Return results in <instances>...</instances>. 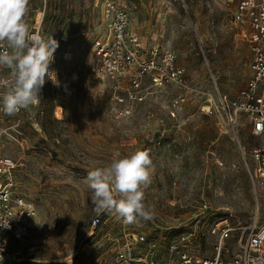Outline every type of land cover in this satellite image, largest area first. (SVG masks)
Here are the masks:
<instances>
[{
    "label": "rangeland",
    "instance_id": "1",
    "mask_svg": "<svg viewBox=\"0 0 264 264\" xmlns=\"http://www.w3.org/2000/svg\"><path fill=\"white\" fill-rule=\"evenodd\" d=\"M102 1L29 2L30 29L40 21V35L58 41V79L37 110L0 115V155L15 160L16 187L37 207L12 264H111L125 233L165 247L191 226L187 220L202 200L210 208L197 226L196 250L213 255L218 232L210 231L226 219L235 229L224 244L235 252L243 228L264 220V186L252 183L240 153L239 146L257 143L245 118L238 115L236 139L219 113L207 112L218 93L235 95L250 76L249 47L229 23L234 0H114L146 44L160 43L176 55L187 79L186 87L148 89L125 117L115 116L93 70L91 34L80 33L98 26ZM178 92L187 102L173 117L169 101ZM136 150L148 151L153 162L145 204L155 214L124 224L114 213L95 211L85 179L115 153Z\"/></svg>",
    "mask_w": 264,
    "mask_h": 264
},
{
    "label": "built area",
    "instance_id": "2",
    "mask_svg": "<svg viewBox=\"0 0 264 264\" xmlns=\"http://www.w3.org/2000/svg\"><path fill=\"white\" fill-rule=\"evenodd\" d=\"M234 2L229 23L239 41L249 47L250 76L235 95L218 93L214 104L209 101L207 112L219 113L221 124L236 139L238 115L245 118L249 134L257 143L247 149L239 146L240 153L252 183L264 186V0ZM130 22L129 13L122 3L104 0L98 26L91 31L80 32L86 36L91 34L95 58L93 70L107 86L111 109L116 117L132 114L150 88L159 89L167 84L186 87L187 84L185 69L177 63L176 55L160 43L146 44ZM40 23L36 22L30 31L40 34ZM50 69L55 70L57 83L55 61ZM56 83L45 78L39 103L31 110L40 107L43 96ZM186 102L185 92L176 93L169 101V114L174 117ZM0 115L4 114L0 112ZM15 169L14 159L0 155V225H8L0 226V264L20 260V251L15 248V243L23 240L31 221L37 216L34 201L16 187ZM209 208V204L202 200L193 217L187 220L191 226L179 231L165 247H160L153 239H146L143 234L125 233L114 249L111 264H264V220L244 227L238 249L229 253L224 240L235 227L229 226L224 219L210 231L218 232L213 255L198 253L197 226L208 217ZM99 222L100 218L95 216L92 225ZM67 264H71V259Z\"/></svg>",
    "mask_w": 264,
    "mask_h": 264
},
{
    "label": "clouds",
    "instance_id": "3",
    "mask_svg": "<svg viewBox=\"0 0 264 264\" xmlns=\"http://www.w3.org/2000/svg\"><path fill=\"white\" fill-rule=\"evenodd\" d=\"M29 2L0 0V112L10 117L39 103L46 77L56 83L50 65L59 44L52 36L30 31L25 19ZM152 163L145 150L117 152L107 166L89 171L85 183L95 211L114 213L124 224L152 220L154 209L145 204Z\"/></svg>",
    "mask_w": 264,
    "mask_h": 264
}]
</instances>
